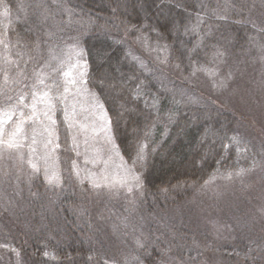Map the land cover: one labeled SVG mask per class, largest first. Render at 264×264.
Masks as SVG:
<instances>
[{"label":"trees","instance_id":"obj_1","mask_svg":"<svg viewBox=\"0 0 264 264\" xmlns=\"http://www.w3.org/2000/svg\"><path fill=\"white\" fill-rule=\"evenodd\" d=\"M7 2L12 6L14 19L17 4L23 2L27 6V22L14 23L9 38L15 43L18 35L20 50L29 53L37 64L47 60L49 46L53 48L62 42H74L73 37H81V46L88 52L90 65L88 87L104 103L116 142L128 162L131 163L139 144H147L146 164L143 168L137 165L146 178L139 210L117 203L110 205L116 216L114 225L126 223L130 230L148 235L149 241L136 251L135 257H139L142 264H155L156 257L161 255L157 248L163 246L164 239L179 234L183 241L179 243L186 245L184 240L188 237L184 235L192 234L177 230L176 224L183 217L176 214L177 207L186 203L217 169L223 173L250 168L254 159L259 161L264 150L258 135L238 114L210 100H206V104L194 102L190 92L193 86L187 73L193 66L213 64L212 54L216 50L213 46L228 56H237L256 32L264 40V32L258 31L264 28V0ZM37 3L47 5V21L42 20L35 8ZM68 9L72 10V15ZM213 10H218L220 15L226 14L227 19H217L212 15ZM197 13L204 16L201 33L210 30L211 35L204 39L190 61L188 49L199 37L193 32L185 35L184 29L196 23ZM19 15L23 20L24 13ZM131 25H147L143 34L148 36L149 45H169L168 62L164 66L147 60V67L141 68L133 60L142 45L135 39L139 33L126 35L125 29ZM153 29H157L160 36ZM37 40L41 45L39 52L34 48ZM15 51L13 56L22 60L20 66L30 77L34 65L26 55L16 57ZM177 64L179 68L175 67ZM141 81L146 87L137 98L136 88ZM206 129L209 130L207 136ZM234 134L243 139L239 154L235 145L227 150L222 147L229 143L226 137ZM61 139H64L63 133ZM60 157L64 170L62 188L46 186L42 175L34 177L30 185L21 182V189L28 192L27 224L15 225L14 232L7 235V243L19 251L22 264H103L104 258L116 257L111 255L110 238L105 240L110 235L102 232L95 221L97 205L91 203L92 192L87 184L81 187L69 175L73 154L62 152ZM0 212L4 213L1 209ZM148 218L152 220L146 221ZM4 220L11 224L7 217ZM244 245L243 241H235L219 246L218 250L229 264H264V259H260L263 256L254 252L245 255L248 253L243 250ZM45 252L49 253L47 257ZM89 256L94 259L89 261ZM125 260L122 263L117 260V264H124ZM0 264L7 263L1 261Z\"/></svg>","mask_w":264,"mask_h":264},{"label":"snow or ice","instance_id":"obj_2","mask_svg":"<svg viewBox=\"0 0 264 264\" xmlns=\"http://www.w3.org/2000/svg\"><path fill=\"white\" fill-rule=\"evenodd\" d=\"M228 7L226 4L225 10ZM35 8L39 10L43 21L49 19L47 5L37 3ZM67 11L69 15H72L71 9ZM21 12L24 13L23 20L19 15ZM212 15L220 20L227 19V15H220L218 10H213ZM27 19V6L23 2L17 4L14 19L10 3L7 0H0V161L5 159L13 161L18 172L28 169L29 185L34 177L42 175L46 186L62 188L64 170L61 168L60 153L70 152L74 158L71 160L69 175L74 177L81 187L87 184L88 190L97 195L107 194L111 197H119L123 193L126 197H132L130 203L134 205L137 193L141 196L144 193L146 178L144 172L137 169V165L143 168L146 164L147 144L138 145L136 153L131 157V163H129L121 151L120 145L116 142L112 120L104 103L99 99L97 93L88 87L90 68L87 59L88 52L81 46L80 36L73 37L74 42L66 45L68 51L63 59L57 57L52 46H49L48 59L34 68L30 77L26 70L20 69V60L13 56L14 50H16V57L28 55L29 60L32 57L29 53L20 50L18 35L15 43L9 38V31L14 30V23H26ZM5 20L7 23H4ZM203 21L204 16L197 13L196 23L190 27L186 26L184 29L185 35L193 32L199 37L198 42L188 49L190 61L192 54L202 46L204 39L211 35L210 30L207 33H201L200 25ZM252 26L256 28L255 23ZM144 27L147 25L140 27L131 25L125 29V33L126 35L132 32L139 33L135 37L136 42L146 50L156 51L157 59L163 52L165 55L161 62L167 63L169 45L160 46L158 44L155 49H151L148 36L143 34ZM153 31H156L160 36L157 29H153ZM258 31L264 32V28H260ZM48 35L51 37L52 33H48ZM121 42L117 41V43ZM40 46V41L37 40L34 45L37 52H39ZM256 46L261 53L260 60L264 63V44L257 43ZM213 47L216 49L212 54L213 67L193 66L191 75L195 76L197 72H202L212 80L214 88H225L232 79L233 73L230 69L226 74L221 75L220 66L225 63L226 53L217 46ZM133 60L137 61L141 68L147 67L139 57H133ZM54 61L56 62L55 67L52 66ZM175 67L179 68L180 65L177 64ZM13 69H15L14 76L11 74ZM27 80H31V83L24 84L23 88L18 87ZM144 87L146 85L143 81L137 85V98ZM84 101H87V110L91 116L90 123L81 122L79 119V114L85 110ZM156 102L154 99V105ZM208 132L209 130L206 129L205 136L208 135ZM62 133L64 134L63 141ZM226 139L229 143L222 144L225 150L235 145L237 153H241L242 137L234 134ZM100 141L103 142L100 147H93ZM81 143L85 149L83 152L80 150ZM81 156H83V167L80 163ZM258 165L264 166V160L254 159L250 168L227 170L223 173L217 169L208 180L204 181L202 187H210L216 182L217 177L231 181L236 177L243 176ZM0 174L8 175L7 172ZM17 182H19V175ZM163 191H167V189H163ZM125 226H127L126 223ZM136 244L138 247H144L139 238H137ZM0 247L10 249L19 256V251L8 243L2 244ZM251 251L249 248L248 254ZM237 254L239 255V253ZM44 255L47 257L49 253L45 252ZM88 259L92 261L94 257L89 256ZM103 264H117V262L104 258ZM124 264H142V262L139 257H132L131 260L126 259Z\"/></svg>","mask_w":264,"mask_h":264},{"label":"rangeland","instance_id":"obj_3","mask_svg":"<svg viewBox=\"0 0 264 264\" xmlns=\"http://www.w3.org/2000/svg\"><path fill=\"white\" fill-rule=\"evenodd\" d=\"M251 38L254 39H250L246 48L237 56L226 54L225 63L220 66L221 75L232 70L233 76L227 87L214 88L212 80L202 72L192 76L191 70L187 74L193 86L190 92L194 102L206 104V100H210L238 114L250 126L252 132L258 135L259 142L264 145V63L260 60L261 53L256 46L257 43L264 44V40L259 32ZM72 43L62 42L54 46L55 55L63 59L68 51L66 45ZM156 46L150 45V48L155 49ZM164 55L161 52L157 59L156 51L146 50L141 46L139 54L137 53L135 57H139L144 62L151 60L153 63L164 66L165 63L161 62ZM25 58L34 65V68L41 64L33 62L32 59L29 60L28 55ZM52 66H56L55 61ZM19 67L22 69L20 65ZM207 67H213V64ZM13 70L11 74L14 76L15 69ZM25 82L18 87L23 88L24 84H30L31 80ZM84 104L85 110L79 114V119L81 122L90 123L91 116L87 110V101H84ZM102 143L100 141L93 147H100ZM80 150L82 152L85 150L83 143ZM261 160H264V150L259 161ZM80 163L83 167V156L80 157ZM28 171L24 169L23 172H18L11 160L0 161V173H8L6 176L0 174V209L4 211L3 214L0 212L2 217L0 218V245L7 243V235L14 232L15 225L27 224L28 192L21 189L20 184L23 182L27 185ZM18 175L19 182H17ZM202 185L186 203L180 204L176 209V214L183 216L176 224L177 230H183V233L188 231L192 235H184L188 237V240H184L186 245L179 243L183 242L179 238L180 234L166 241L164 239L163 246L157 248L161 250V255L156 257L155 264H229L222 258L218 247L235 241L245 243L243 250L246 253H249L251 248V252L263 256L260 259H264V166L258 165L231 181L217 177L216 182L210 187L205 188ZM90 199L91 203L97 205L94 212L96 223L102 232L110 235L105 240L110 238L112 243L111 255H116V257L112 256V260L116 262L118 260L120 263L124 259L131 260L135 257L136 251L142 248L137 246V238L144 245L146 241H149L148 235L141 231L130 230L123 223L114 225L113 219L116 216L111 211L110 205L122 204L138 211L141 195L137 193L134 205L130 203L132 197H126L123 193L119 197H111L107 194L97 195L92 192ZM116 215H119L118 211ZM4 217H7L11 224L6 223ZM150 220L152 219L148 218L146 221ZM156 229L159 231L158 227ZM188 242H190L189 247ZM20 258V254L17 256L10 249L0 247V262L22 264Z\"/></svg>","mask_w":264,"mask_h":264}]
</instances>
